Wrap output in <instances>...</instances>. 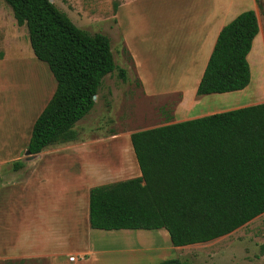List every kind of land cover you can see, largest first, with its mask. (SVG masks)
<instances>
[{
	"label": "trees",
	"instance_id": "trees-1",
	"mask_svg": "<svg viewBox=\"0 0 264 264\" xmlns=\"http://www.w3.org/2000/svg\"><path fill=\"white\" fill-rule=\"evenodd\" d=\"M4 1L56 80L27 146L37 154L76 138L77 122L94 108V97L117 64L110 37L80 28L54 1ZM259 32L254 9L222 27L197 96L250 85L248 55ZM131 141L141 175L90 189L92 228H165L180 247L230 234L264 213V102L137 130ZM158 264L188 263L169 258Z\"/></svg>",
	"mask_w": 264,
	"mask_h": 264
},
{
	"label": "rangeland",
	"instance_id": "rangeland-1",
	"mask_svg": "<svg viewBox=\"0 0 264 264\" xmlns=\"http://www.w3.org/2000/svg\"><path fill=\"white\" fill-rule=\"evenodd\" d=\"M53 1L80 28L90 33H104L111 39L117 69L105 76L94 108L77 125L80 133L97 132L95 152L100 169L113 167L115 145L104 141L110 134L160 126L198 99L193 91V75L187 78L189 74L184 73L183 64L187 52L185 43H192V25L187 22L206 11L219 12L224 23L244 10L256 11L260 32L249 56L255 81L240 98L244 106L264 102V0ZM124 41L138 52L143 73L139 72ZM0 53L3 55L0 58V142L12 150L0 154L9 159L25 158L29 156L25 153L33 124L53 95L56 80L48 64L35 56L26 26L17 24L12 8L4 0H0ZM121 69L125 70L124 76ZM53 154L46 159L80 158L72 150ZM112 233L119 232H107V238L98 246L93 243L108 250L94 253L92 264H154L169 258H180L188 264H264V213L230 234L181 247L166 255L146 253L149 250L139 245V249L131 250L137 243ZM150 236L144 243H158ZM0 264L50 263L39 257Z\"/></svg>",
	"mask_w": 264,
	"mask_h": 264
},
{
	"label": "crops",
	"instance_id": "crops-1",
	"mask_svg": "<svg viewBox=\"0 0 264 264\" xmlns=\"http://www.w3.org/2000/svg\"><path fill=\"white\" fill-rule=\"evenodd\" d=\"M189 20L191 21L187 23L192 25V43H185L187 52L184 54L183 71L189 74L187 78L193 75L195 93L218 34L227 23L222 21L223 16L214 9L206 11L199 18ZM126 46L133 61L138 64L139 72L143 73L138 52L128 43ZM247 88L248 86L243 90L203 96L193 94L198 99L191 106L181 108L177 116L162 125L242 107L246 104H241L240 96ZM83 119L75 126L77 136L74 140L50 145L37 154L25 153L29 155L25 158L14 156L9 159L0 154V263L41 257L50 264H92L91 257L94 253L107 252L105 246H97L107 238V232L111 231L119 232L112 233L118 234V237L122 235L121 237L137 243L131 246V250L142 246V249L149 250L146 253L152 255H166L169 251L190 246H174L165 228L104 230L90 226V189L140 176L141 170L131 141L133 132L112 133L108 139H104L115 145L116 156L111 170H106L109 165L103 169L98 168L95 152L98 134L95 130L80 133L77 125ZM69 150L78 152L80 158L58 161L46 159L52 153L54 156ZM11 151L5 142H0V153ZM15 151L16 149L13 150ZM17 161L21 163L19 169L15 168ZM107 178L110 179L106 180ZM150 235L158 243H144L151 238ZM72 254L77 256V260H69Z\"/></svg>",
	"mask_w": 264,
	"mask_h": 264
},
{
	"label": "bare ground",
	"instance_id": "bare-ground-1",
	"mask_svg": "<svg viewBox=\"0 0 264 264\" xmlns=\"http://www.w3.org/2000/svg\"><path fill=\"white\" fill-rule=\"evenodd\" d=\"M249 56H250V54L248 55V58H249ZM249 61H250V58H249ZM251 72H252V75H253V78H252V83H253L255 81V77H254L255 71L253 69V66H251Z\"/></svg>",
	"mask_w": 264,
	"mask_h": 264
},
{
	"label": "built area",
	"instance_id": "built-area-1",
	"mask_svg": "<svg viewBox=\"0 0 264 264\" xmlns=\"http://www.w3.org/2000/svg\"><path fill=\"white\" fill-rule=\"evenodd\" d=\"M69 260L70 261H75V260H77V256L75 254H72V255L69 256Z\"/></svg>",
	"mask_w": 264,
	"mask_h": 264
},
{
	"label": "water",
	"instance_id": "water-1",
	"mask_svg": "<svg viewBox=\"0 0 264 264\" xmlns=\"http://www.w3.org/2000/svg\"><path fill=\"white\" fill-rule=\"evenodd\" d=\"M51 1H53V0H51ZM96 97H97V95H96L94 98L96 99ZM26 153H27V154H30V152H29V151H27Z\"/></svg>",
	"mask_w": 264,
	"mask_h": 264
}]
</instances>
